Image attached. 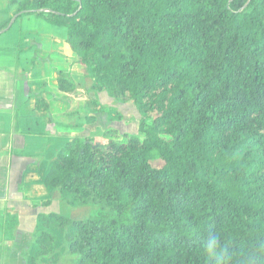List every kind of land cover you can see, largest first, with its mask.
Returning a JSON list of instances; mask_svg holds the SVG:
<instances>
[{
	"label": "trees",
	"instance_id": "obj_1",
	"mask_svg": "<svg viewBox=\"0 0 264 264\" xmlns=\"http://www.w3.org/2000/svg\"><path fill=\"white\" fill-rule=\"evenodd\" d=\"M25 15L64 29L91 80L86 111L107 112L105 93L140 118L139 134L57 150L40 205L58 191L97 213H38L25 264H207L209 225L237 253L264 245V0H21ZM56 86L75 91L62 71ZM3 225L12 238L16 217Z\"/></svg>",
	"mask_w": 264,
	"mask_h": 264
},
{
	"label": "crops",
	"instance_id": "obj_2",
	"mask_svg": "<svg viewBox=\"0 0 264 264\" xmlns=\"http://www.w3.org/2000/svg\"><path fill=\"white\" fill-rule=\"evenodd\" d=\"M14 22L12 20L0 32V264H25L22 252L31 245L36 216L44 212L45 208L40 202L48 194L45 187L44 191L32 190L41 188L47 170L44 173L40 170L45 167V161L36 165L32 160L41 155L45 159L53 157L72 138L57 145L56 136H67L65 130H73L70 125L60 128L55 125L67 106L51 94L50 89L60 92L56 86V75L42 76L40 69L34 65L40 62L41 56L35 52L39 55L37 59L32 48L23 54L18 52V44L25 42L40 51L42 41L30 40L39 34L25 29L22 32L20 29L21 33L15 31V36L11 38L1 37L2 33L12 28ZM56 36H60L63 42L65 57L71 59V63L74 59L76 61L64 41V34ZM40 88L49 104L47 112L35 109V97L32 94ZM6 213L17 219L12 238L11 233L2 226Z\"/></svg>",
	"mask_w": 264,
	"mask_h": 264
},
{
	"label": "rangeland",
	"instance_id": "obj_3",
	"mask_svg": "<svg viewBox=\"0 0 264 264\" xmlns=\"http://www.w3.org/2000/svg\"><path fill=\"white\" fill-rule=\"evenodd\" d=\"M20 1L21 0H0V27L6 24L8 20L7 16L9 18L12 17L11 19L15 17L17 3ZM10 23L11 20L4 28H6ZM20 29H22V32H24L25 29L27 31H33L34 33H38V37L33 36L30 40H37V42L42 41L40 42V44L43 45H41V50L37 51L36 46H30L26 42L25 44H18L17 48H21L19 54H23L30 50V48H32V50L34 51L33 54L37 59L39 58V55L41 56L40 62L34 65L40 69L43 77H48L49 75L57 76V72L62 71L65 75L69 76V78L75 84V91L72 93H61L50 89L53 97L54 95H56L58 97L57 99L62 100L63 104L65 103L67 105L66 109H64L63 116L57 119L55 124L56 127L60 128L63 126L65 127L70 125L73 129L65 130L67 136H56L57 145L63 144L66 139L73 136L92 138L96 145H105L108 140L107 137L104 135V131L109 128L117 129V131L120 133H140V118L134 106L120 104L114 101L113 99L109 98L105 93H99L97 95V98L100 103L108 109L107 112H91L90 109L89 111L91 113L86 111V108L84 107L85 101L89 97H94V94L89 91L91 80L87 76V71L84 65L79 63L78 60L75 61L74 58L73 63H71V59L65 57V53L63 52L62 47L63 42L60 39V36H56L57 34L63 36L64 29L62 27H57L52 24H49L41 18H37L33 15H25L16 20L12 28L6 33H2L1 37L11 38L15 36V31L21 33ZM25 40L28 41L29 39ZM35 52L39 53V55ZM63 67L65 69H63ZM39 92L41 96L44 97L42 94V90H38V93ZM114 112H119L121 114V118L109 120L111 113H113L112 115H114ZM89 114H92L94 116L93 122H89L87 120ZM53 157L45 159L43 155H41L35 157L32 161H34V164L36 165L41 164L45 161V167L41 166L42 169H40L41 172L44 173L47 169L46 167H48L47 164L52 160ZM153 164L159 165V161L156 160L153 162ZM32 190L34 192L44 191V188L42 185L41 188H33ZM49 196L51 199V204L48 207L44 208V212L53 211L60 215L74 219L87 218L89 216H94L97 213L96 209H94V207L92 206H70L66 204L61 199V196L58 191H53L49 193ZM62 263L68 264L69 261L68 259H63Z\"/></svg>",
	"mask_w": 264,
	"mask_h": 264
},
{
	"label": "clouds",
	"instance_id": "obj_4",
	"mask_svg": "<svg viewBox=\"0 0 264 264\" xmlns=\"http://www.w3.org/2000/svg\"><path fill=\"white\" fill-rule=\"evenodd\" d=\"M203 254L207 264H258V258L264 257V245L250 252L237 253L224 237L211 225L206 229ZM264 264V260L260 261Z\"/></svg>",
	"mask_w": 264,
	"mask_h": 264
},
{
	"label": "water",
	"instance_id": "obj_5",
	"mask_svg": "<svg viewBox=\"0 0 264 264\" xmlns=\"http://www.w3.org/2000/svg\"><path fill=\"white\" fill-rule=\"evenodd\" d=\"M14 19H15V17H13V19H11V21L14 20ZM0 32H2V30H0Z\"/></svg>",
	"mask_w": 264,
	"mask_h": 264
}]
</instances>
